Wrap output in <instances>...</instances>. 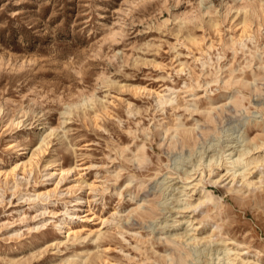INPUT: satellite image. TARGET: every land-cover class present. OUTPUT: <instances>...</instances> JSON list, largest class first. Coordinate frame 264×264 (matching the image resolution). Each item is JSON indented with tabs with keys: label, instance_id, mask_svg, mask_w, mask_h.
I'll list each match as a JSON object with an SVG mask.
<instances>
[{
	"label": "rangeland",
	"instance_id": "374dc122",
	"mask_svg": "<svg viewBox=\"0 0 264 264\" xmlns=\"http://www.w3.org/2000/svg\"><path fill=\"white\" fill-rule=\"evenodd\" d=\"M248 3L255 15L239 9ZM262 64L264 0H0V169L32 161L18 184L0 182V264H171L158 179L168 164L191 169L225 126L264 138L263 123L243 121L264 100ZM167 86L177 101L161 109ZM222 103L212 121L202 111ZM176 118L198 120L196 146L164 136L159 121ZM205 182L215 204L195 217L263 263L264 181ZM133 192L143 207L131 212Z\"/></svg>",
	"mask_w": 264,
	"mask_h": 264
},
{
	"label": "bare ground",
	"instance_id": "6f19581e",
	"mask_svg": "<svg viewBox=\"0 0 264 264\" xmlns=\"http://www.w3.org/2000/svg\"><path fill=\"white\" fill-rule=\"evenodd\" d=\"M241 8H246V13L254 15L258 12L249 3L242 5L239 9ZM243 22V33L235 42L231 41L233 47L236 43H239L241 46L245 45L243 35L248 34V29L246 28L247 19L245 18ZM206 63L207 61L204 60L203 64ZM234 81L242 86L251 85L249 81H245L243 78L235 79ZM177 97V89L174 86H167L165 91H156L157 105L161 109H164L167 104L176 102ZM229 101L237 105V101L233 100V97H230ZM224 104H214L211 109H204L202 111L212 121L214 119V109L219 112L221 108L224 109ZM255 106L258 109L254 110L252 115L246 116L243 121L247 125L253 121L255 124L263 123L264 134V118L259 119L260 115H256L258 112L264 113V100ZM192 110H199V108L196 107ZM251 116L254 118L250 119ZM199 124L198 120H196V125ZM158 125L162 126L164 136H171V138L182 136V141L192 140L195 143L194 146H196L199 138L197 128L204 130L202 127L195 124H187L178 118L172 124L159 121ZM236 128L238 131L234 134ZM220 133L216 136L215 141L211 140L209 142L208 146L206 145L198 149V151L196 150V153H199L197 155L198 159L192 164L191 169H184L183 173L173 176V173H175L173 169L181 167V163H177V166L168 164V170L158 179L160 190L163 192V197L159 203L162 206V210H166H164V218L159 220L160 230L162 234L164 233V239L171 245V248L178 252L176 257L171 252L167 253V256H170L171 264H264V262L261 263L259 256L255 257L254 254L251 255L249 249L240 248L239 246H242V242L237 239L223 237L222 233V237L217 238L215 231L220 227L219 225L210 224L211 226L207 227L208 223L211 222L206 223L204 219H197L195 217L194 212L202 211L203 213H208L210 204H215L214 193L205 182L206 175L209 174V180L215 183L228 179V183H231V186H228L229 190L236 192H239L244 186L247 189L258 187V183L264 181V138L261 141H257L253 137H250L246 129H243L239 122L233 126H225ZM221 142H223L222 147L216 150L217 145ZM41 148L42 144L40 143L38 149ZM142 148L144 149L142 145L138 146V150H142ZM211 148L214 149L210 150ZM210 152L211 154H208ZM205 153L208 155L204 157ZM135 154L139 160L146 153L145 150H142L140 156L138 153ZM28 165H32L31 160L28 163L25 161L21 165L17 163L8 169H0V178H2L0 182L2 180L7 182L12 179L18 184V169L26 170ZM74 167V165H70L67 168H62V172H69ZM178 176L181 177V185L178 184L179 180L177 182L173 181ZM236 182H240L243 186H236L234 184ZM194 192H196L197 196L191 199ZM37 196L39 197L40 195ZM130 199L132 202H139L137 194L134 192L130 195ZM76 200L82 201V196H78ZM141 206L142 203L139 202L131 212L138 211ZM66 208L67 213L71 214L69 211L71 209L68 206ZM170 208L185 210L189 214H187V218H176L177 216L172 215ZM167 213L170 214L167 215ZM207 213H205V217L211 218V215ZM104 221L106 220L104 219ZM179 225H182L180 227L182 230L178 227ZM68 226L70 230L69 235L71 231L75 235L78 233L70 227V224ZM152 229H154V226Z\"/></svg>",
	"mask_w": 264,
	"mask_h": 264
}]
</instances>
